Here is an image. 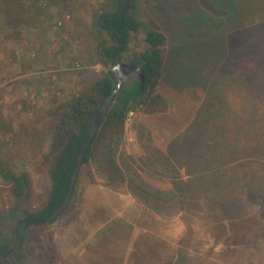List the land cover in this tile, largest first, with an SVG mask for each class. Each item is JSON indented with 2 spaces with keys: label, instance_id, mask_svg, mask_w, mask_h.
Listing matches in <instances>:
<instances>
[{
  "label": "rangeland",
  "instance_id": "1",
  "mask_svg": "<svg viewBox=\"0 0 264 264\" xmlns=\"http://www.w3.org/2000/svg\"><path fill=\"white\" fill-rule=\"evenodd\" d=\"M216 2L136 0L131 13L143 31L166 35L164 51L170 71L159 91L168 102L167 109L155 114L132 110L134 115L124 125L117 151L149 189L146 201L135 199L150 216L161 219L157 237L137 236L129 264H264V181L250 196L241 181L209 183L212 175L216 178L217 165H205L228 122L232 127L227 136L233 131L237 138L232 108H238L235 102L240 97L238 60L250 55L248 46L262 17H252L251 8L233 15ZM2 3L8 8L0 10V157L17 170H28L34 190L31 202H17L8 196L9 187L0 178V241H11L23 210L40 206L50 187L49 164L42 159L40 144L44 149L48 144H44L49 129L44 118L72 93L105 74L107 69L97 55V19L115 9L114 0ZM130 50L131 54L144 52L143 33L134 36ZM261 112L264 114V107ZM262 120L257 138L249 133L241 139L244 161H257L250 144L262 139L264 146ZM155 153L161 167L158 173L144 166L153 163ZM260 159L264 164V155ZM95 164L99 163L94 161L81 173ZM121 169L125 174L123 165ZM193 176L198 178L195 189L200 197L193 200L187 195L179 200V189ZM226 202L228 210L220 212ZM66 214L22 233L16 254L19 263L76 264L63 259L58 249ZM0 264L15 263L0 260Z\"/></svg>",
  "mask_w": 264,
  "mask_h": 264
},
{
  "label": "trees",
  "instance_id": "2",
  "mask_svg": "<svg viewBox=\"0 0 264 264\" xmlns=\"http://www.w3.org/2000/svg\"><path fill=\"white\" fill-rule=\"evenodd\" d=\"M1 1L5 2V0H0V10L8 8V5ZM217 1L216 4L220 9L230 10L233 15L238 10L245 11L251 8L249 10L254 14L252 17L261 14L262 21L256 25L258 27L255 39L248 46V48H252L250 55L238 60L237 83L240 89V97H237L235 102L238 108L236 110L232 108V112L236 114L234 121L237 128V138L234 139L232 136L233 131L231 135L227 136V132L231 131L232 127L228 122L222 130V140L218 147L212 148L211 154H208L205 160L207 161L205 165L210 167L217 165L215 169L216 178L214 179L213 175L210 177L209 183L212 185H221L225 182L231 185L236 181H241L242 187L246 186L249 195L254 196L259 183L264 181L256 180L257 178L264 179V164L263 160L260 159L264 155V146L260 142L262 139H258L252 145L250 144L251 154L254 157L258 156L257 161H244L240 157L242 151L240 145H242L241 139L245 138L246 134L252 133L254 139L257 138L258 122L262 118L260 127L264 128V114L261 112V108L264 107V0ZM120 8L121 0H114L115 11L113 12L116 13ZM104 14L108 13H103L100 16ZM190 23L192 25L191 21ZM210 24L215 26V20H211ZM194 25H197L196 22ZM96 27L99 33L97 55L101 60L100 63L106 69L127 63L134 68H139L143 78L127 79L122 88L115 94L103 126L97 131L85 153L75 191L64 213L72 203L82 170L91 166L94 161L100 164L99 173L108 176L109 182L112 183L111 186L121 182V186H127L138 201L144 199L146 201V198L150 197L149 189L140 179L136 170L124 157L120 159L117 151L122 140L125 122L132 110L145 109L147 114H155L165 111L168 104L164 95L159 92L170 71V60L164 51L167 44L166 35L155 30L143 31V25L131 13L129 16L117 18L103 16L100 22L97 19ZM101 27L108 31L109 37ZM142 33L144 52L131 54L130 46L134 36ZM231 59H233L232 56ZM115 82L114 75L111 74V70H108L106 74L98 75L86 89L72 93L59 106H55L52 112L46 114L44 119L48 123L49 129L44 134L45 137L48 136L44 144H48L46 149H44L45 146L42 142L40 144L42 145L41 151L43 150L41 152L42 159L49 164L50 187L46 193L45 201L36 208L24 209L20 219L25 217L36 220L45 219L63 204L71 186L78 156L86 140L90 117L112 95L116 88ZM154 156L153 163L145 162L144 166L158 173L161 167L160 164H156L158 161L157 153ZM120 164L126 169L127 177L124 176ZM163 169H165L164 166ZM249 174L250 176H248ZM0 178L8 185L10 198L17 202H31L34 196L33 179L28 170H17L13 164L0 157ZM192 178L184 189H179L182 191L179 193V200L187 195H190L193 200L200 197V192L197 193L195 189L198 178L196 179L194 176ZM118 179L120 181H117ZM262 195L261 193L260 196ZM255 197L253 198L257 201ZM228 208L229 205L226 202L220 206L219 211H226ZM63 214L56 220L60 219ZM56 220L50 223H54ZM16 226L12 232V240L0 241V248H9L13 245ZM33 227L28 224L23 225L21 237L23 232L29 233ZM0 260L5 262L12 260L15 264H21L9 256H0Z\"/></svg>",
  "mask_w": 264,
  "mask_h": 264
},
{
  "label": "crops",
  "instance_id": "3",
  "mask_svg": "<svg viewBox=\"0 0 264 264\" xmlns=\"http://www.w3.org/2000/svg\"><path fill=\"white\" fill-rule=\"evenodd\" d=\"M99 169L95 164L81 173L58 249L76 264H129L137 236L157 237L160 218L150 216L127 186H111Z\"/></svg>",
  "mask_w": 264,
  "mask_h": 264
},
{
  "label": "water",
  "instance_id": "4",
  "mask_svg": "<svg viewBox=\"0 0 264 264\" xmlns=\"http://www.w3.org/2000/svg\"><path fill=\"white\" fill-rule=\"evenodd\" d=\"M124 1L127 4H129L128 0H124ZM135 8H136L135 0H131L129 6L123 7L119 12L114 13V14L102 15L99 18V22L103 16H106L108 18H117V17L129 16V14L132 13L135 10ZM101 29L103 31H105L109 37L108 31L105 30L103 27H101ZM114 71H115V73H113L111 70V74H113L115 79H116V82H115L116 88L113 91L112 95L100 107V109L90 117L89 128H88L86 140H85L83 148H82V150L78 156L76 168H75V171L73 173L72 180H71V186H70L67 197L64 200L63 204L52 215H50L49 217H47L45 219L36 220L34 218H31V217H25V218L20 219L17 226H16V234H15V240H14L13 245L9 248H0V256H9V257L16 259L19 262L17 255H16V250H17V247H18L19 242H20L21 229H22L23 225H26V224L32 225V226L46 225L50 222H53L57 218H59L65 212L67 207L69 206L71 199H72V196H73V193H74L75 188H76V182H77V179H78L79 174H80V170L82 167V163L84 160L85 153H86L88 147L90 146L93 137L95 136L97 131L103 126L105 119H106V114H107V112H108V110L112 104V101H113L115 94L122 88L123 84L125 83V81L127 79H129V78H133V79L141 78L142 79L143 78L140 74L139 68H134V67L128 65L127 63L115 65Z\"/></svg>",
  "mask_w": 264,
  "mask_h": 264
},
{
  "label": "flooded vegetation",
  "instance_id": "5",
  "mask_svg": "<svg viewBox=\"0 0 264 264\" xmlns=\"http://www.w3.org/2000/svg\"><path fill=\"white\" fill-rule=\"evenodd\" d=\"M130 1L131 0H128V2H129V4H130ZM136 1V0H135ZM129 4H127L124 0H121V8H120V10L123 8V7H127V6H129ZM120 10H118L117 12H119ZM115 11V10H114ZM116 12V13H117ZM114 12H111V13H108V14H113ZM101 16H99V18H100ZM99 18H98V21H99Z\"/></svg>",
  "mask_w": 264,
  "mask_h": 264
},
{
  "label": "built area",
  "instance_id": "6",
  "mask_svg": "<svg viewBox=\"0 0 264 264\" xmlns=\"http://www.w3.org/2000/svg\"><path fill=\"white\" fill-rule=\"evenodd\" d=\"M133 115H134L133 112H130V113H129L128 118H127V120H126V122H125L127 126H128V124L131 122V119H132Z\"/></svg>",
  "mask_w": 264,
  "mask_h": 264
},
{
  "label": "clouds",
  "instance_id": "7",
  "mask_svg": "<svg viewBox=\"0 0 264 264\" xmlns=\"http://www.w3.org/2000/svg\"><path fill=\"white\" fill-rule=\"evenodd\" d=\"M112 72L115 73V71H114V67H113V69H112Z\"/></svg>",
  "mask_w": 264,
  "mask_h": 264
}]
</instances>
